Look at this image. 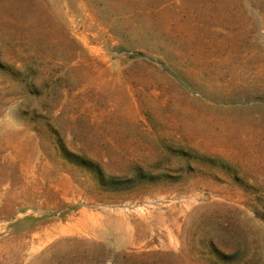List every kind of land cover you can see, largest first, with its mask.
Segmentation results:
<instances>
[{
	"label": "rangeland",
	"instance_id": "rangeland-1",
	"mask_svg": "<svg viewBox=\"0 0 264 264\" xmlns=\"http://www.w3.org/2000/svg\"><path fill=\"white\" fill-rule=\"evenodd\" d=\"M9 115L0 264H264V0H0Z\"/></svg>",
	"mask_w": 264,
	"mask_h": 264
},
{
	"label": "clouds",
	"instance_id": "clouds-1",
	"mask_svg": "<svg viewBox=\"0 0 264 264\" xmlns=\"http://www.w3.org/2000/svg\"><path fill=\"white\" fill-rule=\"evenodd\" d=\"M15 112L16 116H19L20 112H22V109L19 107H16L14 109H10L9 112ZM22 120V117H20L19 120L13 119L11 115L8 116L5 120H0V132H7L11 130L12 125H15L16 127L20 126V121Z\"/></svg>",
	"mask_w": 264,
	"mask_h": 264
}]
</instances>
